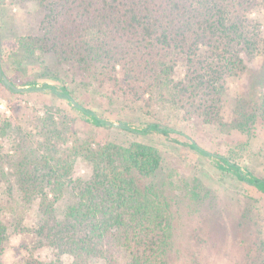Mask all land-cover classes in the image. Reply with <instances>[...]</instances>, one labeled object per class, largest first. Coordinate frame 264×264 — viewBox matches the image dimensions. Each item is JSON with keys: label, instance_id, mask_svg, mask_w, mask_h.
Here are the masks:
<instances>
[{"label": "trees", "instance_id": "1", "mask_svg": "<svg viewBox=\"0 0 264 264\" xmlns=\"http://www.w3.org/2000/svg\"><path fill=\"white\" fill-rule=\"evenodd\" d=\"M35 1L50 8L45 16L50 33L46 38L53 48L80 62L98 58L115 69L121 92L134 99L155 96L164 107L184 110L189 117L196 115L219 131L227 125L222 115V93L228 78L237 77L244 69L241 49L251 50L259 41L258 22L251 14L256 6L264 7V0ZM23 44L27 49L43 45L35 37L24 38ZM180 66L181 75L177 73ZM43 87L69 100L93 125L107 124L105 118L74 100L65 85ZM258 106L264 121V93ZM239 115L230 126L249 133L255 114ZM2 123L0 132L4 134L11 123ZM37 123L42 138L37 144L44 151L36 154L28 150L15 162L13 175L18 190L8 188L0 198V255L12 234L23 232H31L33 238L31 245L21 243L13 254L16 264H142L152 256L163 255L171 243V219L154 183L147 182L160 166L156 148L140 142L92 145V138L80 140L73 132L72 144L61 149L60 144L68 137L53 116L46 114ZM122 128L141 134L156 132L180 143L171 137L174 128L158 122L146 123L141 129L122 122ZM182 143L209 158L220 173L264 196V177L245 166L244 145L219 152L193 141ZM78 157L91 167L87 179L73 176ZM1 162L0 157V184L10 183ZM66 192L70 201L57 212L55 203ZM35 197V225L26 227L14 207L21 198L27 202ZM5 208L16 212L9 225L1 217ZM43 246L52 248L53 261L39 258L37 251Z\"/></svg>", "mask_w": 264, "mask_h": 264}, {"label": "rangeland", "instance_id": "2", "mask_svg": "<svg viewBox=\"0 0 264 264\" xmlns=\"http://www.w3.org/2000/svg\"><path fill=\"white\" fill-rule=\"evenodd\" d=\"M49 10L47 4L35 0H0V72L19 87L11 91L0 76V101L4 102L0 106V127L4 120L11 123L4 134L0 132L1 163L11 179L10 183L1 182L0 198L5 197L8 188L18 190L13 175L15 162L29 151H44L37 144L42 142L37 121L51 114L68 137L60 144L61 149L72 144L74 132L80 140L92 138V145L115 142L128 146L140 142L158 151L159 169L147 182L154 183L166 204L172 237L163 255L152 256L142 264H264V196L220 173L209 158L182 143L193 141L206 150L219 152L242 144L246 147L245 166L264 177V121L258 109L264 93V7L256 6L251 14L258 22L259 41L251 50L241 49L244 69L237 77L228 78L222 93V115L227 123L222 131L196 115L189 117L184 110L164 107L155 96L134 99L121 92L115 82V69L98 58L80 62L53 48L46 38L50 35L45 22ZM26 37H35L43 45L27 49L23 44ZM182 71V66L178 67L179 75ZM33 84L42 89H32ZM43 84L65 85L74 100L94 110L107 124L93 125L69 100L55 96ZM243 112L255 114L249 133L230 126ZM122 122L135 129L149 122L167 125L175 129L171 137L180 143L156 132H131L122 128ZM90 174L89 163L76 158L73 176L87 179ZM52 196L50 193L49 198ZM21 200L14 209L22 214V225L33 227L38 198ZM68 201L70 195L66 192L55 203L57 212H62ZM15 213L5 208L1 217L9 225ZM32 238L31 232L12 234L0 255V264H16L13 254L21 243L31 245ZM37 254L47 262L55 258L49 246L40 247Z\"/></svg>", "mask_w": 264, "mask_h": 264}, {"label": "water", "instance_id": "3", "mask_svg": "<svg viewBox=\"0 0 264 264\" xmlns=\"http://www.w3.org/2000/svg\"><path fill=\"white\" fill-rule=\"evenodd\" d=\"M0 76H1L2 81L4 82V84L6 85L7 88H13L14 90L19 89V87L13 85L4 75H2L1 72H0Z\"/></svg>", "mask_w": 264, "mask_h": 264}, {"label": "clouds", "instance_id": "4", "mask_svg": "<svg viewBox=\"0 0 264 264\" xmlns=\"http://www.w3.org/2000/svg\"><path fill=\"white\" fill-rule=\"evenodd\" d=\"M3 103H4L3 101H0V106H3Z\"/></svg>", "mask_w": 264, "mask_h": 264}, {"label": "built area", "instance_id": "5", "mask_svg": "<svg viewBox=\"0 0 264 264\" xmlns=\"http://www.w3.org/2000/svg\"><path fill=\"white\" fill-rule=\"evenodd\" d=\"M2 107V106H1Z\"/></svg>", "mask_w": 264, "mask_h": 264}]
</instances>
